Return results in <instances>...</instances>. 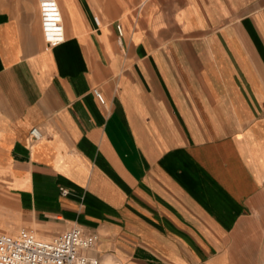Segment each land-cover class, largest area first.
<instances>
[{"label":"crops","instance_id":"obj_1","mask_svg":"<svg viewBox=\"0 0 264 264\" xmlns=\"http://www.w3.org/2000/svg\"><path fill=\"white\" fill-rule=\"evenodd\" d=\"M55 1L47 49L39 1L0 0V232L264 264V0Z\"/></svg>","mask_w":264,"mask_h":264},{"label":"built area","instance_id":"obj_2","mask_svg":"<svg viewBox=\"0 0 264 264\" xmlns=\"http://www.w3.org/2000/svg\"><path fill=\"white\" fill-rule=\"evenodd\" d=\"M46 48H54L64 42L61 12L55 0H38ZM119 36L122 29L116 25ZM92 93L100 104L104 99L98 89ZM33 140L41 138L37 129L30 131ZM63 195L66 190H61ZM97 242L95 234L85 233L79 227L53 236L49 240L37 237L32 231L20 229L16 234L0 232V264H99L97 258H90L86 252Z\"/></svg>","mask_w":264,"mask_h":264},{"label":"rangeland","instance_id":"obj_3","mask_svg":"<svg viewBox=\"0 0 264 264\" xmlns=\"http://www.w3.org/2000/svg\"><path fill=\"white\" fill-rule=\"evenodd\" d=\"M20 229H21V228H18L17 230H13V231H8V233H9V234H10V233H11V234H16L17 231L20 230ZM6 232H7V231H6ZM49 239H51V238H49Z\"/></svg>","mask_w":264,"mask_h":264}]
</instances>
